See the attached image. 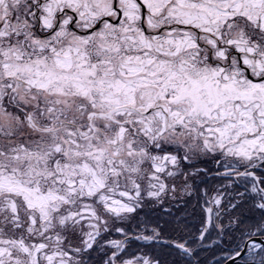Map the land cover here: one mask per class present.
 Returning <instances> with one entry per match:
<instances>
[{"label": "snow or ice", "instance_id": "6c2138e0", "mask_svg": "<svg viewBox=\"0 0 264 264\" xmlns=\"http://www.w3.org/2000/svg\"><path fill=\"white\" fill-rule=\"evenodd\" d=\"M0 264H264V0H0Z\"/></svg>", "mask_w": 264, "mask_h": 264}]
</instances>
